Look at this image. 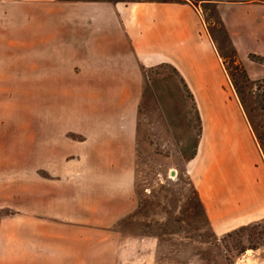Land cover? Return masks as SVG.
I'll return each mask as SVG.
<instances>
[{"label": "crops", "instance_id": "1", "mask_svg": "<svg viewBox=\"0 0 264 264\" xmlns=\"http://www.w3.org/2000/svg\"><path fill=\"white\" fill-rule=\"evenodd\" d=\"M33 1L54 14V25L41 28L44 42L84 34L90 52L71 62L70 75L108 102L88 107L84 130L65 126L47 139L32 180L24 149L0 146V264H104L116 255L114 227L138 208L139 104L148 71L162 68L196 107L199 134L187 160L214 230L264 219V153L199 10L214 5L237 62L251 81H264V62L251 58L264 59V0ZM121 95L133 100L110 106L107 98Z\"/></svg>", "mask_w": 264, "mask_h": 264}, {"label": "rangeland", "instance_id": "2", "mask_svg": "<svg viewBox=\"0 0 264 264\" xmlns=\"http://www.w3.org/2000/svg\"><path fill=\"white\" fill-rule=\"evenodd\" d=\"M190 1L199 6L200 0ZM45 7L33 0H0V146L8 140L14 152L24 149L31 180L47 139L54 140L65 126L84 130L88 107L108 102L93 97L84 78L70 75L71 62L90 52L84 34L66 32L61 45L42 40L48 34L41 28L54 25V14L41 12ZM199 10L225 67H230L233 48L214 5L202 3ZM147 75L139 104L138 208L114 227L121 238L116 251L110 243L109 253L116 255L103 258L104 264H264V219L224 234H218L208 220L187 160L199 134L193 99L183 87L181 94L170 69ZM237 83L264 151V81L248 83L239 78ZM107 99L115 108L133 100L125 95Z\"/></svg>", "mask_w": 264, "mask_h": 264}, {"label": "trees", "instance_id": "3", "mask_svg": "<svg viewBox=\"0 0 264 264\" xmlns=\"http://www.w3.org/2000/svg\"><path fill=\"white\" fill-rule=\"evenodd\" d=\"M226 35H227V33H226ZM227 37H228V35H227ZM233 52H234V55L230 58V67H226V69H227V72H228L229 77L231 79V82L233 83V85L237 91V94L239 96V99L242 103V97H241L242 93H241L239 86H238V83H237L238 79L240 78L241 80H243V82H248V83H254L255 81H251L249 79V77L246 74L244 67L240 63H238L236 60L234 49H233ZM251 58L255 61L264 62V59L260 58L258 56L253 55V56H251ZM256 82H260V81H256ZM242 105H243V103H242ZM263 153H264V151H263ZM242 229H244V228H242Z\"/></svg>", "mask_w": 264, "mask_h": 264}]
</instances>
